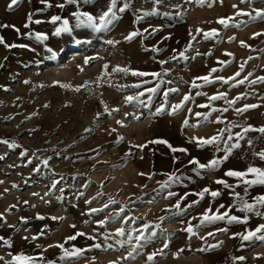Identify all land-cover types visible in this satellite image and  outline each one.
<instances>
[{
    "label": "rangeland",
    "instance_id": "1",
    "mask_svg": "<svg viewBox=\"0 0 264 264\" xmlns=\"http://www.w3.org/2000/svg\"><path fill=\"white\" fill-rule=\"evenodd\" d=\"M10 2L0 0V25H7L0 37L24 47L0 44V141L9 142H0V264H17L13 257L31 258L22 264H264V240L237 235L264 224V205L256 203L264 185L244 183L252 174L225 175L264 169L257 155L264 151V16L256 15L264 0H116L107 25L99 17L112 0H19L9 9ZM81 13L94 24H80ZM53 16L61 20L53 24ZM64 20L69 31L57 35ZM212 29L217 35L205 39ZM132 32L139 34L126 40ZM203 76L211 82L197 79ZM221 92L225 98L209 99ZM247 104L259 106L236 112ZM213 136L215 143L198 144ZM156 140L167 143H149ZM234 143L240 146L227 153ZM213 159L221 161L216 168L190 163ZM245 202L254 210L241 211ZM225 212L246 222L206 220ZM78 232L84 235L68 239Z\"/></svg>",
    "mask_w": 264,
    "mask_h": 264
},
{
    "label": "snow or ice",
    "instance_id": "2",
    "mask_svg": "<svg viewBox=\"0 0 264 264\" xmlns=\"http://www.w3.org/2000/svg\"><path fill=\"white\" fill-rule=\"evenodd\" d=\"M18 2H19V0H11L10 4L8 5V8L11 9L14 5L18 4ZM67 2L68 3H75V0H67ZM156 2L159 3L160 0H156ZM200 2L203 3V0H200ZM115 5H116V0H112L111 6L108 8V10L105 11V12H103V14L99 17V19L101 21H103V23L105 25L110 24L112 22V20L116 18L115 13L113 12V8L115 7ZM59 6L61 8L64 7L63 4H61ZM128 7H129V5L126 3L124 5V7H122V8L119 9V11L120 12H123ZM150 14L151 13H145V15H150ZM237 15H250V14L249 13H241V12H238ZM256 15L257 16H264V10H257L256 11ZM81 16H83L84 19H81L80 18ZM94 19L95 18L93 16L88 15L87 13H81L80 16H77V20H78V22L80 24L93 25L94 24ZM137 19H139V17ZM227 19H231V18H227ZM29 20H31V16H29ZM60 20H61V17H59V16H53L51 18V22L53 24H55L57 21H60ZM36 22L39 23L40 21H36ZM218 22L220 24H222V25H225V27H227V23H226V20L224 18H221ZM0 27H7V25H0ZM17 31H19V30L17 29ZM62 31L63 32L69 31L68 21L67 20H64L63 21V26L62 27H59V28L56 29V34L59 35L60 32H62ZM138 34L139 33H137V32H132L125 39L130 41L135 36H137ZM203 35H204V38L205 39H209V38L215 37L217 35V32H216L215 29H212L209 32H204ZM256 35H259V33H257ZM46 38L47 37L44 36V35H42V34H39V33L36 34V39H38V40H43V39H46ZM193 39H195V37H193ZM109 43H112V42L110 41ZM0 44H4L5 47H9V48L10 47H24V45H15V44L8 45V44L5 43L3 37H0ZM241 44H242V46H246V45H244V42L243 41L241 42ZM154 50H156V49H154ZM180 55L183 56L184 53L181 52ZM227 55H232V54L231 53H227ZM173 59H175V57H173ZM86 63H87V61H86ZM162 63H164V62H162ZM219 63L220 64H224L225 61H219ZM105 68H107V65H105ZM240 68H241V70H243L244 65L241 64L240 65ZM114 71L122 72L124 74H128L131 71V74L132 75H134V76H141V77L148 76V75H152V76H159L160 75L159 73H147V72H142V71H133V70H130L129 68H121V67L115 68ZM211 71L212 72H216L217 69L213 68ZM239 75H240V72H237L235 74V76L231 77L230 79H233L234 80ZM249 75H251V74H249ZM197 79H201V80L205 81L206 83H210L211 82L210 79H209V76L198 77ZM216 79L223 80L224 83H227L228 82V80H226L224 77H217ZM246 79H247V77L244 78V80H246ZM258 79L261 80L262 82H264V77H260ZM244 80L237 81V84L244 83ZM255 82L256 81H252L251 83H255ZM25 83H27V81H25ZM193 86L194 87H199V85H196L195 82H193ZM136 87H139V85H136ZM75 90L76 91H80V88L77 87ZM148 91L155 92L156 89H148ZM170 91L175 92V91H177V89H170ZM140 95H143V93H140ZM166 95H167V93H166ZM198 95H199V93H198ZM225 96H226V94L221 92V93H219V95L209 97V99L210 100L223 99V98H225ZM126 99L128 101H131V100L135 99V97H126ZM239 99H240V97L238 96L234 100L227 101V103L229 105H231V104H234L236 102V100H239ZM187 100H189V96L188 95H185L183 101L180 104H177V105H175L173 107V113H175L176 111L180 110L182 108V106H183V103L185 101H187ZM199 106L200 107H208V105H199ZM258 106L259 105H256V104H247L243 108H237L236 109V112L239 114V113H242V112L247 111L248 109L257 108ZM116 110H118V109H116ZM215 110L216 109H213V111H215ZM227 110H228L227 108L223 109V111H225V112ZM105 111H108L107 106H105ZM160 111H162V109H158L157 110V112H160ZM189 111H191V110L189 109ZM197 115L199 116L200 113H197ZM118 123H120V122L118 121ZM184 124L187 125L188 124V121L185 120L184 121ZM233 126H235V125H233ZM249 130H250V127L244 129L245 132H247ZM258 131H260L261 133H264V128H260V129H258ZM237 135L239 136V134H237ZM229 139H231V136H229ZM197 140H198V144L200 146H203V145H209V144L215 143L218 140V137L213 136V137L207 138V139H205V138H197ZM0 142L5 143V144H8L9 143L7 140L0 141ZM149 143H165L166 144L167 141L156 140V141H150ZM249 143H251V141H249ZM239 146H240L239 143H234V144H232L230 146H227L226 151H227V153L230 154L233 148H238ZM9 147H15V145L10 144ZM138 147L143 148V147H145V145H140ZM169 147L171 148V145H169ZM172 151L173 152H176V151H186V150L185 149L172 148ZM257 155L262 160H264V151H261V152L257 153ZM3 158L4 157L0 156V159H3ZM227 158H228L227 155H225V157H223V159H225V160ZM220 162H221L220 160L213 159L212 161L209 162L208 165H204V164H199V161H197V160L190 161V163H196V164H198V166L200 168H205V167L216 168L219 165ZM44 164L46 165L47 164V161H44ZM249 174L254 175L255 176V179H253V180H244V183L249 184V185H254V184L264 185V169H261V168L249 167L246 170V172L229 170L228 172L225 173V175H227V176L240 177V178H243V177H245V176H247ZM141 175H143V173H141ZM169 179H172V177H170ZM0 183H2V181H0ZM216 183H218V184H225V187H229L225 183V181H223V180H218V181H216ZM54 186L55 185H53V187ZM14 187H15V185H14ZM207 191H208V189L206 188V189H204V191H202L201 193H199L200 197L203 198L204 192H207ZM170 195H172V193H170ZM211 195L213 197H216L217 195H219V192H212ZM235 195L237 197H239V193H236ZM256 203L257 204H260V205H264V196L257 197L256 198ZM221 207H223V205H221ZM254 207L255 206L253 204H249V203L245 202L244 205H243V208L241 209V211L251 212V211L254 210ZM97 211H99V210L98 209H91V212H97ZM257 214H261V213H257ZM261 215H264V214H261ZM226 217H227L228 223H233V222H246V221H241L240 218H238L236 216H228V213L227 212H225L224 214H221V215L206 216V220L208 222H212V221H215V220H223ZM38 218L43 219V217H38ZM53 219H56V217H53ZM161 219H163V218H161ZM100 223H103V222H100ZM72 227H75V225H72ZM188 231L191 232V228H189ZM219 231H227V230L226 229H220ZM262 231H264V224L259 225L255 229V231L248 232L247 235H242V234H237V235H241V239H243V240H249V239H251L253 237H256L257 239L264 240V235L258 236V237L256 236L257 233H260ZM118 234L119 235H123V230L122 229L118 230ZM83 235H84V233L78 232V233H76V235L68 237V239L74 240V239H76V236H83ZM209 235H212V233H209ZM0 239H2V238H0ZM25 239H27V237H25ZM33 239H36V237H33ZM5 244H9V241H5ZM9 246H10V244H9ZM56 246L63 248V245L62 244L61 245H56ZM95 246L96 247H100V245H95ZM165 247H167V245H165ZM212 247H216V245H213ZM80 251H81L80 249H77L76 252H74V253L65 252V254L66 255H76V254H79ZM129 256H131V253H129ZM2 259H3V257H0V260H2ZM30 259H31L30 257H13V260L14 261H17V264H22V261H28ZM148 259L151 260L152 259V256H149ZM238 259L243 260L244 257H239Z\"/></svg>",
    "mask_w": 264,
    "mask_h": 264
}]
</instances>
